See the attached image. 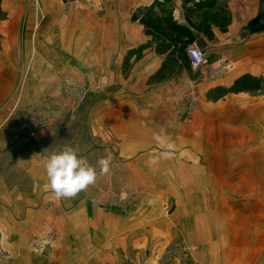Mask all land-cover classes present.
<instances>
[{
	"label": "rangeland",
	"instance_id": "1",
	"mask_svg": "<svg viewBox=\"0 0 264 264\" xmlns=\"http://www.w3.org/2000/svg\"><path fill=\"white\" fill-rule=\"evenodd\" d=\"M222 6L217 45L233 63L213 82L242 75L230 88L202 86L208 68L187 84L180 63L151 75L145 48L111 50L108 39L106 50L96 49L86 0H0V197L30 193L16 201L19 210L0 199V264L14 250L15 264L264 262V250H256L264 248V68L249 74L242 66L257 32L251 20L227 48L224 27L234 19ZM209 35L220 42L219 33ZM162 53L172 62L187 58L185 50ZM154 134L175 144L172 158L162 157ZM68 145L93 165L110 156V171L101 175L97 166L93 185L56 201L44 187L46 164ZM150 155L158 163L149 164ZM23 221L29 240L7 237L6 222L15 229ZM206 226L222 251L196 243L190 230ZM137 238L148 244L130 252L128 241ZM109 243L117 252L107 258Z\"/></svg>",
	"mask_w": 264,
	"mask_h": 264
},
{
	"label": "crops",
	"instance_id": "2",
	"mask_svg": "<svg viewBox=\"0 0 264 264\" xmlns=\"http://www.w3.org/2000/svg\"><path fill=\"white\" fill-rule=\"evenodd\" d=\"M87 1V13L90 21V26L92 27L93 39L97 40L96 49H100L101 47L106 50V43L109 39V43L111 42L114 46H111V50H125L133 51L138 49L145 48L146 51L151 52V60L150 66L152 68L151 75L157 74H166L169 73L165 68H170L172 66H180L183 68V74L187 75V84H190L191 73H194L190 68V62L188 58L184 60H176L174 62L166 60L162 52H172L174 50H185V57H187V50L190 47H196L207 55L208 58V71L204 73V79L202 80V86L205 85L208 88H217V87H231L236 83L240 77L242 76H234L227 78L226 82L222 80L214 81L215 76L219 74L220 68H222L223 64L233 63V59L231 53L228 52L227 55L223 52L221 53L222 44L218 47V43L223 42V33L220 31L223 26L221 24H217V15L219 13V9H222V5L226 3L227 9L230 14V18L234 19L231 25L228 23L224 28H226V39L228 38L227 48L231 45L230 35L237 32H244L247 30L249 20H253L259 12L260 0H86ZM206 1L214 2L215 4L211 8H207L204 3ZM203 5V6H202ZM202 6V7H201ZM242 11L239 16V12ZM211 13V17L208 15ZM215 16V17H214ZM223 16L219 17V20L222 19ZM228 19L229 16H227ZM149 24H146V22ZM239 29V30H236ZM183 32L185 35H180ZM219 33L220 37L217 42L216 37H210L209 34ZM108 36H110L108 38ZM102 38V39H101ZM102 40V41H101ZM249 44L245 45L246 54L242 56L245 60H241L245 63L242 66L248 68L249 74H257L260 70L264 68V30L257 31L253 33L252 39L249 40ZM116 43V44H115ZM95 48V41H94ZM226 48V49H227ZM251 48V49H249ZM250 50L256 52V54H251ZM101 51V49H100ZM102 52H105L102 50ZM170 54V53H168ZM246 57V58H245ZM107 56L103 53V59H106ZM241 62V63H242ZM231 65V64H230ZM202 71V72H203ZM200 72V71H199ZM198 73V72H197ZM216 75H214V74ZM243 75L247 72H242ZM247 73V74H248ZM212 75L211 81H209ZM207 76V77H206ZM204 95L207 94V91H204ZM2 190H0L1 192ZM4 198L0 197L2 200H6L8 202L6 206H2L8 211L19 210V201L20 199L25 202L29 201L30 193L29 190L27 193L21 197L17 198V195L14 193L4 194L1 193ZM16 199V200H15ZM27 199V200H26ZM2 204H4L2 202ZM6 204V203H5ZM27 207L28 204H27ZM204 222V221H203ZM191 224V222H188ZM5 232H7V237L17 236L18 238L26 237L29 240L32 231L30 229V222L23 221L20 225L15 226V229H12L11 225L7 224ZM42 226H45L44 224ZM38 236L40 234L41 224H38ZM207 226L200 230H190L194 233L196 240L201 247H203L202 251H205L207 247H211V251H218L221 248V245L218 243H211L209 239H207V235L205 234ZM200 237H199V235ZM202 234V235H201ZM203 238L205 239H202ZM16 238V237H15ZM124 241L129 240L127 234L123 237ZM202 240H201V239ZM12 242L14 241L12 238L10 239ZM135 242L128 241L131 244L129 249H132L130 252H140V250L144 245L148 244V241H142L137 238L134 240ZM209 241V242H208ZM215 242V241H214ZM212 244V245H211ZM123 243L119 245V249L122 255L121 246ZM10 247H13L10 245ZM258 246L256 248L257 251H262L264 248ZM251 250H255L254 245H250ZM223 248L220 250L222 251ZM112 250L117 252V245L109 243L106 251L103 252V256L109 258ZM11 252V254H10ZM8 252V256L6 259L8 260L6 264H15V250ZM116 254V253H115ZM120 254V253H119ZM140 254V253H137ZM20 256V255H18ZM139 256V255H138ZM199 261L204 263L205 259L208 257L203 256L201 254L199 256ZM129 260L126 256L123 259H120V262ZM139 264H142L143 260L137 259ZM144 264H149V261L146 260ZM264 264V262L262 263Z\"/></svg>",
	"mask_w": 264,
	"mask_h": 264
},
{
	"label": "clouds",
	"instance_id": "3",
	"mask_svg": "<svg viewBox=\"0 0 264 264\" xmlns=\"http://www.w3.org/2000/svg\"><path fill=\"white\" fill-rule=\"evenodd\" d=\"M165 151L163 158H172L175 152V144L160 134L153 137ZM47 151V150H46ZM160 157H149V164H156ZM99 166L101 175L110 171V156L97 158L95 165L87 158L78 155V148L71 145L65 146L63 151H51L46 164L48 183L45 189H50L56 201L60 199H73L81 192L93 185L97 179L96 167Z\"/></svg>",
	"mask_w": 264,
	"mask_h": 264
},
{
	"label": "built area",
	"instance_id": "4",
	"mask_svg": "<svg viewBox=\"0 0 264 264\" xmlns=\"http://www.w3.org/2000/svg\"><path fill=\"white\" fill-rule=\"evenodd\" d=\"M187 58L190 62V68L194 73L205 69L209 64L205 52L196 47H190L187 50Z\"/></svg>",
	"mask_w": 264,
	"mask_h": 264
},
{
	"label": "water",
	"instance_id": "5",
	"mask_svg": "<svg viewBox=\"0 0 264 264\" xmlns=\"http://www.w3.org/2000/svg\"><path fill=\"white\" fill-rule=\"evenodd\" d=\"M250 28L255 31L264 30V0H260L258 15L251 21Z\"/></svg>",
	"mask_w": 264,
	"mask_h": 264
},
{
	"label": "trees",
	"instance_id": "6",
	"mask_svg": "<svg viewBox=\"0 0 264 264\" xmlns=\"http://www.w3.org/2000/svg\"><path fill=\"white\" fill-rule=\"evenodd\" d=\"M206 2H207V3H204V5H206L207 8H211V7L215 4L213 1H212V2H210V1H206ZM202 6H203V5H202ZM202 6H201V7H202ZM146 24H149V22L147 21ZM180 35H185V33L181 32ZM238 83H240V82H238ZM240 84H241V83H240ZM244 91H248V89H246V88L241 89L240 92H244Z\"/></svg>",
	"mask_w": 264,
	"mask_h": 264
}]
</instances>
